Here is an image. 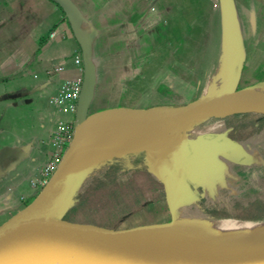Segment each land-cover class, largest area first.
<instances>
[{
	"label": "crops",
	"instance_id": "crops-1",
	"mask_svg": "<svg viewBox=\"0 0 264 264\" xmlns=\"http://www.w3.org/2000/svg\"><path fill=\"white\" fill-rule=\"evenodd\" d=\"M71 1L76 21L52 0H0V225L41 190L32 182L59 123L71 124L74 134L97 116L119 132L125 124L149 126L126 114L154 117L236 78L238 89H264V0H233L232 29L219 0ZM76 78L89 85L84 112L59 110L51 99ZM135 133L114 137L124 142ZM176 133L189 150L179 172L171 159L174 133L116 156L97 126L89 127L51 214L140 231L181 220L264 224V115H205Z\"/></svg>",
	"mask_w": 264,
	"mask_h": 264
},
{
	"label": "water",
	"instance_id": "water-1",
	"mask_svg": "<svg viewBox=\"0 0 264 264\" xmlns=\"http://www.w3.org/2000/svg\"><path fill=\"white\" fill-rule=\"evenodd\" d=\"M52 1L59 5L70 21H76L78 12L71 0ZM219 1L232 29L235 20L233 0ZM232 40L237 44L233 34ZM237 83L238 78L219 93L203 95L186 104L161 109L149 121L150 130L142 138L145 139L166 124L188 116L199 118L211 114L245 113L264 115V104L233 99L240 92L249 89H238ZM88 86V81H82L77 113H83L86 108ZM134 115L126 114L124 117L134 121ZM93 125L98 129L102 127L97 116L88 117L81 123L61 161L39 193L29 204L0 225V259L26 245L24 247L37 246L61 261L81 262L89 257L93 264H264V238L253 241H243L240 238L212 239L180 245L174 238L165 239L144 233L161 227H149L143 231L110 229L69 222L53 216L51 209L70 179L83 132ZM172 145L171 159L179 172L189 150L185 138L179 133L172 136ZM135 148L120 151L111 149L116 156H123ZM169 226L171 225L166 227ZM66 246L72 247L74 253L67 250Z\"/></svg>",
	"mask_w": 264,
	"mask_h": 264
},
{
	"label": "bare ground",
	"instance_id": "bare-ground-1",
	"mask_svg": "<svg viewBox=\"0 0 264 264\" xmlns=\"http://www.w3.org/2000/svg\"><path fill=\"white\" fill-rule=\"evenodd\" d=\"M261 90L262 89L257 87L249 88L234 96L233 99L236 100L237 98L250 97V102H257L264 104V93ZM237 101H243V100H237ZM110 117L111 120H114L116 118L114 115H111ZM152 117L153 115L151 113H139L137 115H134L132 118L139 121L141 120L144 122H149L152 119ZM198 119L199 118H194L193 116H188L181 120H177L170 124H166L162 126L160 129L154 130L145 139L142 137L149 132L150 127L148 125L125 124L122 130L118 132V130L115 129V126L118 124L114 125L112 122L111 126L110 125L106 126L103 124L101 129H99V134L101 139L104 140L109 147H111L116 151H120L123 149H129L131 147L137 148L139 146H144L145 144L153 145L155 143L163 141L164 139L167 138V135L171 133L183 131L184 129L190 127V125L194 121H197ZM134 132H136L135 135H133L131 139L124 142H121L114 137L115 134L117 137L124 139L128 137L130 134H133ZM134 143H136L135 146L133 145ZM204 232L215 234L219 237H222L223 239L239 237L243 241L244 240L253 241L264 238V224L251 225L239 221H223L217 223L209 222V224H206V222L205 223L195 222V224L194 223L190 224L189 222H187V220H181L169 227H161L157 229H151L149 231H144V233L146 234H153L165 239L174 238L177 241V243L180 245L188 242L203 240V238L202 239L200 238L204 237L203 236ZM38 249L39 248L37 246H27L22 249L20 255L31 254L33 256H41L42 251ZM66 249L72 251L73 253L75 251L70 246H66ZM90 261L92 262V260Z\"/></svg>",
	"mask_w": 264,
	"mask_h": 264
},
{
	"label": "built area",
	"instance_id": "built-area-1",
	"mask_svg": "<svg viewBox=\"0 0 264 264\" xmlns=\"http://www.w3.org/2000/svg\"><path fill=\"white\" fill-rule=\"evenodd\" d=\"M75 62L79 63V59L76 58ZM81 85V78L63 81L57 95L53 97L50 102L54 104L59 110L63 109L65 106L67 109H69V111L75 112L77 109ZM72 136L73 129L71 124L59 123L55 127L51 135V145L53 147V151L49 156L48 162L39 169L36 179L34 182H32L34 186H39L42 188L45 185L65 154L71 142Z\"/></svg>",
	"mask_w": 264,
	"mask_h": 264
},
{
	"label": "rangeland",
	"instance_id": "rangeland-1",
	"mask_svg": "<svg viewBox=\"0 0 264 264\" xmlns=\"http://www.w3.org/2000/svg\"><path fill=\"white\" fill-rule=\"evenodd\" d=\"M261 91L264 93L263 90H261ZM236 100H243L244 102H250V97L237 98ZM82 212L85 213V215H87L89 211L84 210ZM104 212H105L104 210H99L100 216H104ZM260 212H263V211H260ZM24 246H26V245H24ZM24 246L14 250L13 252L2 257L0 259V264H43V263L44 264H52V262H51L52 259L56 261V258H54L52 256V254L46 253L43 251H42L41 256H33L31 254L20 255ZM38 250H40V249H38ZM90 260L91 259L89 257H87L81 262H75L72 260L71 261L67 260V261H63V262H64V264H91L92 262Z\"/></svg>",
	"mask_w": 264,
	"mask_h": 264
},
{
	"label": "trees",
	"instance_id": "trees-1",
	"mask_svg": "<svg viewBox=\"0 0 264 264\" xmlns=\"http://www.w3.org/2000/svg\"><path fill=\"white\" fill-rule=\"evenodd\" d=\"M47 36H48V35H47ZM47 36L44 37V38H42L41 42H44V41L46 40Z\"/></svg>",
	"mask_w": 264,
	"mask_h": 264
}]
</instances>
